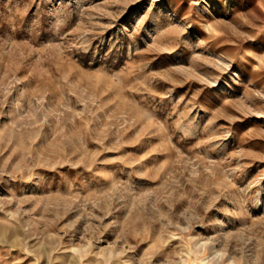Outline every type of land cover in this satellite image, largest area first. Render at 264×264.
I'll return each mask as SVG.
<instances>
[{
  "label": "rangeland",
  "instance_id": "rangeland-1",
  "mask_svg": "<svg viewBox=\"0 0 264 264\" xmlns=\"http://www.w3.org/2000/svg\"><path fill=\"white\" fill-rule=\"evenodd\" d=\"M0 264H264V0H0Z\"/></svg>",
  "mask_w": 264,
  "mask_h": 264
}]
</instances>
